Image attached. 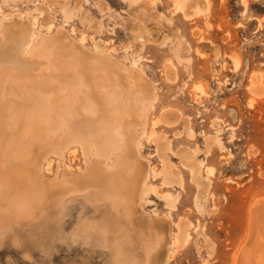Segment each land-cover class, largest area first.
I'll use <instances>...</instances> for the list:
<instances>
[{
    "label": "rangeland",
    "instance_id": "374dc122",
    "mask_svg": "<svg viewBox=\"0 0 264 264\" xmlns=\"http://www.w3.org/2000/svg\"><path fill=\"white\" fill-rule=\"evenodd\" d=\"M63 1L58 5L49 0H0V25L33 15L37 43L44 37L65 34L67 42L71 37L91 53L98 46L115 64L145 73L157 95L147 115V131L150 133L152 121L158 120L154 129L170 141V158L184 178L181 187L165 185L162 177L149 178V184L159 188V194L171 191L178 195V200L176 207L170 209L158 193L151 192L149 199L154 202L145 209L170 214L175 224L184 219L193 221L189 243L172 247L168 264H237L240 247L250 232L251 210L264 212V0H206L207 8L191 17L177 7L176 0ZM46 12L54 15L52 26L44 23ZM237 59L239 65L235 63ZM0 75V92L5 96L0 93V104L7 99L6 104L19 106L21 101L25 106H17L22 110L20 116L14 113L16 116L10 115V120L5 121L7 115L0 119L2 141L5 143L8 138L9 144L14 142L12 146L22 141L14 146L15 150L19 146L17 159L12 156L16 151L10 153V145L12 150L6 152L10 156H1L0 162H5L0 166L25 168L31 164L39 142L48 138L44 129L47 121L34 110L47 107L44 98L38 95L33 115L26 108L34 103L30 98L34 93H50V79L44 78L45 82L18 69ZM253 77L259 84L257 89L254 87L256 93L251 89ZM165 110L176 113L174 122L158 119ZM23 112L25 116L21 117ZM15 118L20 121L15 122ZM23 126H28L29 132H23ZM136 132L142 142V156L152 167L161 169L163 162L155 139L148 133L140 135V130ZM209 135L218 140L207 149ZM183 146L197 151L199 160L205 162L202 178L211 180L209 195L201 207L197 201L198 185L177 153ZM10 157L16 160L13 162ZM73 157L68 155L64 162L74 167L83 164L81 151L78 150L77 158ZM55 169L53 161L51 170ZM44 175L47 180L53 177L48 171ZM73 202L61 207L59 221L50 231L54 235L51 238L46 232L48 227H37L33 237L19 241L10 236L0 237V264H104V246L95 247L73 237L72 230L80 217L94 212L90 206L84 208L81 201ZM199 225L205 226L202 232L195 230Z\"/></svg>",
    "mask_w": 264,
    "mask_h": 264
},
{
    "label": "bare ground",
    "instance_id": "6f19581e",
    "mask_svg": "<svg viewBox=\"0 0 264 264\" xmlns=\"http://www.w3.org/2000/svg\"><path fill=\"white\" fill-rule=\"evenodd\" d=\"M49 1L61 4L60 0ZM205 1L176 0L177 7L182 8L188 16L205 10ZM49 14H43L45 22H42L52 26L51 19L54 15L51 17ZM35 17L30 15L0 25V72L18 69L31 72L43 81L48 78L51 83V91L47 93L50 95H44L42 91L41 94L34 93L30 97L34 103L26 108V112L32 115L34 110H38L37 113L44 117L42 120L47 121L44 129L48 138L39 142L38 150H34L36 154L27 167L0 166V170L3 167L0 172V237L10 236L18 240L31 236L37 227H48L46 232L51 238L54 235L50 231L59 221L57 218L61 207L71 201H81L84 208L90 206L94 212L90 216L80 214L72 235L95 247L104 246L107 249L104 264H168L171 248H180L189 243L193 221L184 219L175 224L170 214H160L157 210L148 212L145 209L153 201L149 199L151 192L158 193L170 209L176 207L178 200V195L171 191L159 194V188L149 184V178L162 177L165 185L180 187L184 179L182 171L174 166L170 158V141L154 129L158 120H153V126H150L152 130L150 129V133L147 131V115L157 96L156 87H153L143 71L115 64L98 46L97 51L91 53L71 37L67 42L65 34L59 33V36L44 37L37 43ZM238 60H235L236 65L240 63ZM167 71L172 72L169 69ZM1 81L2 85L4 80ZM257 82L256 77H253L251 89H257ZM11 94L13 95L12 92ZM38 95L44 98L47 107L35 108V103L39 101ZM27 98L25 101H28ZM16 99L18 98L13 100ZM5 100L7 103V99ZM2 103L0 119H3V115L9 116L8 119L4 116L5 121L25 107L21 101L20 107L16 104L19 109L15 104ZM24 113L21 117L25 116ZM175 114L173 110H165L158 119L172 123L176 119ZM28 117H25L26 120ZM18 120L17 118L15 122ZM25 126L24 131L21 130L27 133L28 126ZM1 128L0 136L4 134ZM136 130H140V135L148 133L152 140L155 139L163 162L161 169L152 167L142 156V142ZM28 139L30 140L29 137ZM6 140L9 141L8 138ZM3 141L1 138L0 158L5 155V158L7 155L9 158V154L15 151L16 154L12 155L14 158L20 154L19 146L16 147L19 153L14 146L22 141L17 142L16 139L18 144L14 146V142L9 144L6 141L7 147ZM216 141L215 137L207 136V149ZM7 149L12 152L7 154ZM78 150L83 156V164L78 162L74 167L64 162L63 158L68 155L77 158ZM177 153L198 185L197 201L201 207L203 200L209 195L211 184L208 177L202 178L205 162L199 160L197 151L188 146H183ZM13 157L9 160L13 161ZM53 161L56 162L55 170H51ZM210 170L213 169H209V172ZM45 171L52 172L53 177L47 180ZM251 211L250 232L239 251L237 264H264V212ZM204 228L199 225L195 230L202 232Z\"/></svg>",
    "mask_w": 264,
    "mask_h": 264
},
{
    "label": "crops",
    "instance_id": "0c3cea01",
    "mask_svg": "<svg viewBox=\"0 0 264 264\" xmlns=\"http://www.w3.org/2000/svg\"><path fill=\"white\" fill-rule=\"evenodd\" d=\"M245 242H246V241H245ZM245 242H244V244H245ZM244 244H243V245H244ZM240 248H242V246H241Z\"/></svg>",
    "mask_w": 264,
    "mask_h": 264
}]
</instances>
